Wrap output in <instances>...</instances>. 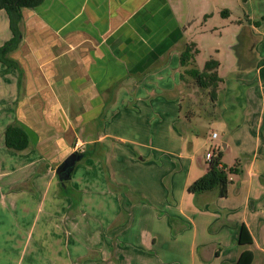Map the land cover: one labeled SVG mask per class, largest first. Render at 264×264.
<instances>
[{"label": "crops", "instance_id": "crops-1", "mask_svg": "<svg viewBox=\"0 0 264 264\" xmlns=\"http://www.w3.org/2000/svg\"><path fill=\"white\" fill-rule=\"evenodd\" d=\"M181 3L44 0L23 9L21 40L9 53L16 66L0 61V264H234L242 223L254 238L253 264H264L260 138L239 130L235 140L224 115L213 123L226 137L221 145L192 129L179 95L187 45L195 44L194 64L204 67L198 41L181 25ZM12 36L0 9V47ZM245 109L257 113L253 104ZM14 122L31 132L25 150L6 146ZM77 138L86 148L103 143L107 159L77 163L66 192L56 168ZM112 138L135 147L111 158ZM218 146L223 163L241 159L228 195L190 193L208 169L207 152Z\"/></svg>", "mask_w": 264, "mask_h": 264}, {"label": "rangeland", "instance_id": "rangeland-1", "mask_svg": "<svg viewBox=\"0 0 264 264\" xmlns=\"http://www.w3.org/2000/svg\"><path fill=\"white\" fill-rule=\"evenodd\" d=\"M244 2L247 3L244 4ZM181 4H185L184 9H180L181 25L186 33L198 41L200 46L199 65L204 67L206 60L213 58L212 55H216L220 63V69L218 67L217 71L223 79L217 88L216 103L220 118L209 120L206 117L208 114L207 107L210 104L208 91L200 89L191 77H186L182 92L179 93L183 98V113L192 114L194 119L192 129L195 128L208 133L211 138L212 131H217L219 137L211 140L212 144L216 145H221L226 137L213 123L222 120L224 115L223 119L230 125L231 137L238 141V136L235 137L234 132H239V130L255 131L260 138L261 152L264 153V38L262 40L258 36L259 34L264 36V14L263 17H255L256 13H264V0H182ZM205 12H208V17L204 16ZM255 48H258L260 53L256 54ZM232 55L237 59L236 64L232 60ZM257 61L256 67L249 71L247 68L245 69ZM253 93L256 94L255 97L252 95ZM245 104H253L257 113L248 114ZM261 107L262 111L259 116L258 110ZM251 112L253 113L254 110ZM155 122L156 119L153 123ZM178 123L175 124L177 131L180 127ZM122 130L120 133L123 136H132L126 129ZM167 132L170 133L169 130ZM80 139L83 142L82 138H77L73 147L69 148L62 158L73 151L82 152L86 149ZM109 141L113 143L112 150L107 151V155H110L111 158L117 155L119 159L126 158V152L135 147L132 143L119 138H112ZM77 143L82 144L79 149L76 148ZM103 156L105 162V158L107 159L106 151ZM87 158H83L78 163ZM68 183L69 186L72 184L71 181ZM129 187L127 188L130 191ZM59 189L61 190L60 184ZM133 197L141 199L142 194L134 192ZM77 199V197L72 198L73 204L76 205ZM30 216V213H26L23 215L22 221L27 223L30 221ZM5 227L4 234L8 236L11 229L8 225ZM1 231L2 229L0 233ZM21 234L25 237V232H21ZM262 236H264L263 233Z\"/></svg>", "mask_w": 264, "mask_h": 264}, {"label": "trees", "instance_id": "trees-1", "mask_svg": "<svg viewBox=\"0 0 264 264\" xmlns=\"http://www.w3.org/2000/svg\"><path fill=\"white\" fill-rule=\"evenodd\" d=\"M44 0H0V9H5L10 18V27L13 32L12 38L0 47V61L5 63L9 68L16 66L13 59L9 57V53L15 49L21 40L20 21L22 18V11L24 8H34L40 5ZM198 52L195 44H189L180 54L181 65L183 67L182 79L191 77L195 84L200 89L208 91L210 104L207 107V118L209 120L220 118V113L217 106V88L223 79L218 74L219 61L215 58H210L206 61L203 69H199L194 63V56ZM191 107V106H190ZM185 117L190 120L192 114L189 112L184 113ZM32 141V135L23 125L14 122L9 124L5 130V143L6 146L14 150H25L29 147ZM221 148V147H220ZM218 149L209 163L207 171L195 181H193L188 191L196 194L209 190L218 189L219 195L225 197L228 195V186L231 182L230 174L241 172L240 164L241 159L238 158L236 163L228 166L223 163V151ZM84 158L96 157L101 160L104 159L105 146L101 142H96L91 147L86 148L84 151ZM62 189L66 192L69 191L61 183ZM114 188V186H112ZM128 190V189H127ZM129 191V190H128ZM78 203L77 201L75 202ZM238 244L243 247L236 262L234 264H253L254 252L251 246L254 243V238L245 223H242L238 238Z\"/></svg>", "mask_w": 264, "mask_h": 264}, {"label": "water", "instance_id": "water-1", "mask_svg": "<svg viewBox=\"0 0 264 264\" xmlns=\"http://www.w3.org/2000/svg\"><path fill=\"white\" fill-rule=\"evenodd\" d=\"M84 157V152L73 151L57 166L56 173L63 184L71 179L77 163Z\"/></svg>", "mask_w": 264, "mask_h": 264}, {"label": "built area", "instance_id": "built-area-1", "mask_svg": "<svg viewBox=\"0 0 264 264\" xmlns=\"http://www.w3.org/2000/svg\"><path fill=\"white\" fill-rule=\"evenodd\" d=\"M217 137H218V132H217V131H213V132H212V138L214 139V138H217ZM80 146H82V144H81V143H77L76 148L79 149ZM219 148H220V146H218V147H211V149L207 152V154H206V159H207V161H208L209 163L211 162L213 156L215 155L216 151H217Z\"/></svg>", "mask_w": 264, "mask_h": 264}]
</instances>
